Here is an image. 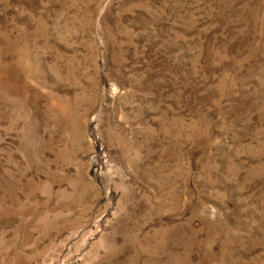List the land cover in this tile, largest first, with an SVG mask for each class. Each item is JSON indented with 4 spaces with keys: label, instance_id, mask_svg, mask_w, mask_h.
Here are the masks:
<instances>
[{
    "label": "rangeland",
    "instance_id": "obj_1",
    "mask_svg": "<svg viewBox=\"0 0 264 264\" xmlns=\"http://www.w3.org/2000/svg\"><path fill=\"white\" fill-rule=\"evenodd\" d=\"M0 264H264V0H0Z\"/></svg>",
    "mask_w": 264,
    "mask_h": 264
}]
</instances>
